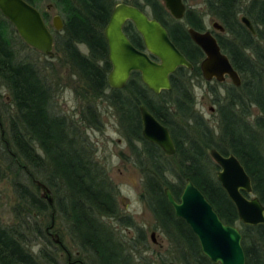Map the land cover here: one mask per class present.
<instances>
[{
    "label": "trees",
    "instance_id": "1",
    "mask_svg": "<svg viewBox=\"0 0 264 264\" xmlns=\"http://www.w3.org/2000/svg\"><path fill=\"white\" fill-rule=\"evenodd\" d=\"M55 1L61 4L65 15L55 49L86 91L93 98L102 97L113 110L129 159L141 174V198L153 215L155 229L170 243L175 259L180 264H212L201 254L198 241L186 223L175 217L164 195V189L169 188L178 200L186 180L190 179L220 219L240 230L245 263L264 264V226L240 223L235 207L216 179L214 170L219 168L208 155L212 148L224 156L235 155L251 179L252 194L264 206V0H251L245 7L243 0H204L209 14L226 32L224 36L216 35L217 42L241 78V86L229 85L223 97L218 98L216 89L211 91L217 96L218 114L213 128L195 111L190 83L192 76L200 77L198 64L203 53L183 26L164 22L166 12L159 0H137L136 6L140 10L149 7L152 16L167 27L170 40L193 65L191 70L178 68L170 77L171 90L159 95L143 85L138 73L131 74L121 90L108 86L111 65L103 30L114 7L113 0ZM240 13L251 21L254 35L241 24ZM195 17L197 20L192 21L188 11L185 22L200 31L201 17ZM0 24L9 27L1 15ZM125 32L136 48L144 50L129 28ZM9 45L0 33V82L10 92L15 110V117L11 116L9 121L11 139L6 138L3 130L0 137L12 164L31 179L36 190L39 188L34 180L46 185L53 202L49 205L23 182L15 181L13 187L19 202L13 213L17 224L13 228L0 225V264L53 262L45 259L48 255L42 250L34 255L30 249V241L45 237L38 223L39 216L45 213L50 214L51 221L56 217L61 219L71 242L79 254L86 255L88 264H134L119 237L102 222L110 218L126 220L122 222L125 227L133 225L130 219L121 217L117 192L94 160L90 143L82 136L79 126L52 112V94L40 72L31 63L17 61ZM140 105L168 128L176 148L174 155H165L143 138ZM95 111L87 108L90 115L87 122L98 128ZM138 233L141 242L137 238L139 241L135 243L145 246L143 231Z\"/></svg>",
    "mask_w": 264,
    "mask_h": 264
},
{
    "label": "water",
    "instance_id": "2",
    "mask_svg": "<svg viewBox=\"0 0 264 264\" xmlns=\"http://www.w3.org/2000/svg\"><path fill=\"white\" fill-rule=\"evenodd\" d=\"M161 1L173 18L181 20L184 17L185 6L182 0ZM0 13L13 25L26 45L45 55H52V35L34 7L24 0H0ZM127 21L133 24L140 35L144 50L136 48L123 32ZM240 22L252 35L255 34L246 16H241ZM52 27L58 32L62 30L63 22L59 16L53 17ZM212 28L224 32L218 22H213ZM187 33L204 56L198 64L202 79L219 84L229 80L235 88H239L240 75L228 56L222 52L216 38L209 31L198 32L192 28L187 29ZM104 38L111 65L107 76L111 89H123L131 74L138 73L143 85L154 95H159L171 90L170 77L178 68L193 69V65L170 40L166 29L134 6L118 4L114 7L104 29ZM139 113L143 138L158 146L165 155H174L176 148L168 128L144 105H140ZM208 155L219 168L216 179L235 207L239 221L245 226H264V206L257 196H252L251 179L237 157L233 154L224 156L215 148L209 150ZM33 182L40 190V198L51 205L53 198L48 187L37 180ZM164 195L175 217L186 223L198 241L201 254L212 264H246L240 230L220 219L190 179L186 180L178 200L169 188L164 189ZM153 236L154 233L151 234ZM53 237L54 243H61L57 235Z\"/></svg>",
    "mask_w": 264,
    "mask_h": 264
},
{
    "label": "rangeland",
    "instance_id": "3",
    "mask_svg": "<svg viewBox=\"0 0 264 264\" xmlns=\"http://www.w3.org/2000/svg\"><path fill=\"white\" fill-rule=\"evenodd\" d=\"M34 1L35 3L37 2L36 4L39 5L42 11L46 10L47 6L52 7L49 11V27H51V18L53 16H59L64 21L63 7L57 1ZM245 1L248 2L250 0ZM130 2H133V0H115L116 4ZM185 4L188 8L203 11L205 13V19H203L205 20L206 28L213 30L211 22L217 20L207 12L203 0H186ZM144 9L146 12L150 11L147 6ZM213 31L216 33L215 30ZM0 33L4 41L10 44L9 46H11L17 61L31 63L40 72L41 77L45 80V84L52 94L50 102L52 112L57 116L64 117L70 124L79 126L83 131L82 136L90 143L93 149L94 160L104 169L117 192L116 201L121 217L123 219L127 217L132 221L133 225L125 227L122 225V222L126 220L119 221L110 218H104L102 222L119 237L120 242L126 248V253L132 257V262H135L134 264H180L175 259V254L172 252L168 240L160 230L155 229L153 215L141 198V174L131 159H129L127 144L121 138L113 110L102 97L93 98V95L86 91L84 84L79 80L75 72L64 62L61 53L56 51L57 55H61V58L51 60L42 54L32 51L23 43L19 35L5 24H0ZM217 34L219 33L217 32ZM81 50L85 52L83 47ZM199 76H192L190 82L194 96V108L203 121L210 128H213L217 123L218 114L215 105L217 96H214L211 91L216 89L218 98L223 97L225 88L231 85V82L229 80H226L223 84H218L215 81L206 82L202 79L201 74ZM11 102L10 92L0 82V130H3L6 138L9 139H11L9 121L11 116L15 117V110ZM90 107L96 109L98 128L87 122L90 118L87 108ZM253 112L256 114L254 109ZM209 159L211 160L210 157ZM211 162L215 164L212 160ZM0 169L4 173H2V177V174H0V225L6 228H13L17 224V219L13 212L19 202L13 187L15 181L23 182L28 190H33V193L39 196L40 190L32 187L31 179L27 178L22 171L12 164L11 159L5 153L1 139ZM218 170H214V173L216 174ZM170 181L173 182L174 179L171 178ZM39 217V226L46 234L44 238L41 237L39 240L34 238L32 242L30 241V249L34 255H37L42 250L48 255L45 259L53 261L51 264H72L74 260L88 264L86 255L79 254L78 248L71 242L65 225L60 218L56 217L57 219L51 221L49 213H45ZM52 224L53 227L50 228ZM139 231H143L145 246L143 243H135L138 240L137 238L141 242L138 236ZM152 233H154L153 238L151 237ZM53 235L58 236V239L61 241L60 244L55 245ZM64 250L69 253L71 261H68V255Z\"/></svg>",
    "mask_w": 264,
    "mask_h": 264
},
{
    "label": "flooded vegetation",
    "instance_id": "4",
    "mask_svg": "<svg viewBox=\"0 0 264 264\" xmlns=\"http://www.w3.org/2000/svg\"><path fill=\"white\" fill-rule=\"evenodd\" d=\"M24 1H26L28 4H30L27 0H24ZM114 1V7L116 6V5H118V4H125V5H130V6H134V7H136V8H138L139 9V7H137L136 6V3H137V0H133V2H130V3H118V4H116L115 3V0H113ZM185 1L186 0H182V2L184 3V6H185V14H184V17L181 19V20H176L175 18H173L171 15H170V13H169V11L165 8V6H164V3L161 1V0H159V2L161 3V5L163 6V8H164V10H165V12H166V16H165V18H164V22L167 24V25H169L170 23H177V24H180L181 26H183V28L187 31V29H189L190 27H188V25L186 24V13L188 12V11H190V18H191V20L192 21H196L197 19H196V17L195 16H199V17H201V20H199V22L201 23V25H202V29L200 30V31H198V32H206V31H209L215 38H216V35H218L217 34V31H216V33L213 31V30H208L207 28H206V26H205V18H204V12L203 11H198V10H196V9H194V8H188L187 6H186V4H185ZM251 1V0H250ZM250 1H248V2H246L245 0H243V6L242 7H245V5H247ZM203 2H204V0H203ZM37 3V2H36ZM36 3H34V5H32V4H30L32 7H34L39 13H40V15H41V17H42V19H43V21H44V23H45V25H46V27L48 28V30L50 31V33H51V35H52V38H53V49H52V55L51 56H48V55H45V54H43V53H41L40 51H38V50H36V49H34V48H32V47H30V46H28V45H26L24 42V44L29 48V49H31L32 51H34V52H37V53H39V54H42L44 57H47V58H49V59H51V60H57V59H60L61 58V55H57V50L55 49V40H56V38H57V35H59V36H61L62 35V30L60 31V32H58V31H55L54 30V28L52 27V19H53V17L51 18V27H49V18H50V14H49V11L51 10V6H47L46 7V10H41L40 8H39V5L38 4H36ZM139 3L140 4H142L140 1H139ZM143 5V4H142ZM205 5V4H204ZM144 6V5H143ZM114 7H113V9H114ZM145 7V6H144ZM143 7V8H144ZM149 8V7H148ZM205 8H206V6H205ZM113 9H112V11H113ZM150 10V9H149ZM206 10H207V8H206ZM141 11L142 12H144L150 19H155L153 16H152V13L150 12V11H148V12H146L145 10H142L141 9ZM208 12V11H207ZM112 13V12H111ZM0 15H1V13H0ZM240 15H242V16H244L242 13H240V14H238V18H239V20H240ZM2 16V15H1ZM110 16H111V14H110ZM240 16V17H239ZM2 18L3 19H5L3 16H2ZM61 18V17H60ZM204 18V19H203ZM6 21H7V23H8V25H9V27H10V29L12 30V31H14V32H16V30H15V28L13 27V25L11 24V23H9V21L7 20V19H5ZM156 20V19H155ZM156 21H158V20H156ZM63 23H64V21H62ZM109 22V21H108ZM165 29H166V31L169 33V31H168V29H167V27L163 24V23H161L160 21H158ZM213 22H218V21H213ZM213 22H211V27H212V23ZM219 23V22H218ZM108 24V23H107ZM63 26H64V24H63ZM127 28H129L133 33H134V36H135V38L141 43V48L143 47V49H144V44H143V41H142V39H141V37H140V35L136 32V30H135V28H134V26H133V24L131 23V22H129V21H127L125 24H124V26H123V32L126 34V32H125V30L127 29ZM63 29V28H62ZM105 29V28H104ZM17 33V32H16ZM219 33V35H222V36H224V35H226V32H225V30H224V32H218ZM254 35V34H253ZM126 36L128 37V39L130 40V42H132V40H131V38H130V36H128L127 34H126ZM103 37H104V30H103ZM105 39V38H104ZM22 40V39H21ZM217 40V39H216ZM106 41V40H105ZM107 44V43H106ZM57 51V52H56ZM223 52V51H222ZM60 53V52H59ZM224 53V52H223ZM225 54V53H224ZM225 83V82H224ZM223 84V83H222ZM232 85V84H231ZM233 86V85H232ZM234 87V86H233ZM0 129H1V125H0ZM1 141L2 142H4V140L2 139V135H1ZM66 253H67V255H68V261H71V257H70V255H69V253L66 251V250H64ZM72 264H83L81 261H79V260H74L73 262H72Z\"/></svg>",
    "mask_w": 264,
    "mask_h": 264
},
{
    "label": "bare ground",
    "instance_id": "5",
    "mask_svg": "<svg viewBox=\"0 0 264 264\" xmlns=\"http://www.w3.org/2000/svg\"><path fill=\"white\" fill-rule=\"evenodd\" d=\"M239 219V218H238ZM241 223V222H240ZM242 224V223H241ZM243 225V224H242ZM243 226H245V225H243ZM249 227H252V226H249ZM256 227V226H255Z\"/></svg>",
    "mask_w": 264,
    "mask_h": 264
}]
</instances>
